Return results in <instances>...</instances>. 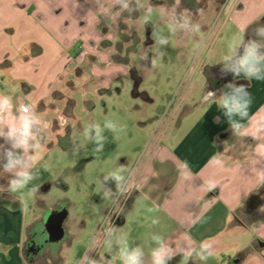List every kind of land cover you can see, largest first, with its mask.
<instances>
[{"label":"crops","instance_id":"0c3cea01","mask_svg":"<svg viewBox=\"0 0 264 264\" xmlns=\"http://www.w3.org/2000/svg\"><path fill=\"white\" fill-rule=\"evenodd\" d=\"M231 3L228 0L225 8ZM88 14L84 0H0V95H12L17 106H35L48 125L40 147H51L48 143L61 136L57 120L64 112L73 119L72 95L82 86L78 87L77 81L85 76L88 61L95 67L106 65L108 72L99 75L103 86L121 82L129 73L134 76L136 88L142 83L138 68L129 61L133 51L129 56L114 52L107 44L114 38L113 33L108 27L100 30V18L92 12ZM232 14L229 21L237 24V33L248 25L246 41L255 38L253 30L264 25V0H235ZM210 36L202 32L184 37L203 42ZM221 67L202 64L191 77L190 67L186 68L188 86L177 107L170 99L164 110L160 107L157 123L167 122L158 138L149 141L143 161L137 163L135 189L127 197L122 196L114 216L113 206L105 222L93 229L77 264L108 225L126 236L130 246L144 250L145 264H151L150 253L156 246L151 240L154 233L164 236L173 246L182 237H191L194 249L204 240L216 241L214 257L202 261L193 256L188 264H264V184L259 182L257 171L264 169V137L256 141L250 136L234 135L216 100L204 103L203 94L199 97L195 93L198 87L202 92L206 86L205 92L215 91L219 96L224 85L234 79L232 74L222 75ZM236 83L247 85L251 94L249 115L264 116V80L247 81L241 77ZM134 98H142L149 105L156 102L146 92ZM183 106L186 108L182 111ZM177 116L181 120L173 127ZM218 153L222 166L210 163ZM181 172L190 178L185 179ZM209 179L217 183L213 191L208 190ZM7 182V175L0 177V264H54V259L41 263L44 252H39L38 244L43 243V237H49L47 213L66 210L65 207L52 209L44 205L38 197L47 191L44 188L34 197V204L42 207L40 213H34L27 192V211H22L19 201L8 193ZM255 195L261 198L262 205L248 211L246 204ZM149 208L153 211L149 212ZM240 211L255 219L245 222L237 216ZM153 218H158L159 223L153 225ZM65 221L63 238L67 235ZM75 238L72 236L71 241ZM49 243L57 246L56 242ZM75 244L71 243V247ZM180 251L174 249L175 257L169 264H183ZM108 253L109 249L101 245L89 254L96 259L99 254L105 255L111 264H122L118 247ZM56 260L65 264L61 255Z\"/></svg>","mask_w":264,"mask_h":264},{"label":"rangeland","instance_id":"374dc122","mask_svg":"<svg viewBox=\"0 0 264 264\" xmlns=\"http://www.w3.org/2000/svg\"><path fill=\"white\" fill-rule=\"evenodd\" d=\"M84 1L87 3V12L91 11L100 18L102 23L100 30L108 27L113 33L114 38L107 41V44L112 45L113 51L128 56L133 51L129 61L138 68L142 83L136 88L134 76L129 73L121 78V82H112L108 86H103L104 80L99 78V75L108 72L106 65L95 67L88 61L84 66L86 74L77 81L78 87L79 84L82 86L72 95L75 100L73 119L64 112L67 117V126L57 120V128L60 129L61 136L55 138L53 143H48L52 145L51 147L45 145L38 149L42 158L36 164L39 178L33 181V184L38 185L39 190L42 191L48 188L47 191L40 192L38 197L44 205L52 209L65 207L68 212L65 221L67 235L61 241L56 242L57 246L50 245L49 242L52 240L49 237L42 238L45 246L41 263L54 259V264H58L56 259L61 255L65 259V264H77L82 246H85L92 237L93 229L98 223L105 222L107 213L114 206L111 200L102 198L103 177L120 166L125 167V175L128 170L134 171L136 175L137 163L143 161L148 151L149 141L158 138L167 122L165 120L164 123H157L160 107L164 110L169 99L177 107L183 97L188 86L186 68L190 67L189 76L191 77L202 64L210 67L218 65L228 51L233 37L238 34L242 35L236 31L237 24L229 21L233 17L235 0H230L232 3L227 9L225 5L228 0H194L195 5H190L191 0H188L187 4L190 5H187L188 7L181 0L178 11L187 9L193 21L201 25V33L211 34V36L203 42L187 41L188 39L184 36H170V44L162 49L165 52L163 59L159 56L154 57L156 66L152 67L149 63L151 64L153 53L149 52L147 61L139 60L136 54L139 49L143 48L151 51L150 48L154 44L152 39L154 25L163 28L160 23V8L154 11L152 22L143 27L136 21L140 16L138 11L131 15L124 12L113 23L100 14L104 9L98 10L99 6L95 0ZM150 2L154 7H171L175 0H150ZM103 3L109 5L111 0H103ZM190 7L192 8L189 9ZM251 7L253 9L255 6ZM198 9H202V12L198 13ZM87 18L88 21L91 20L88 16ZM165 34H167L166 30ZM216 34H218L217 38ZM244 38L246 40V37ZM122 57L126 58V56ZM117 59L120 60V57ZM205 87L202 92L198 87L195 92L196 96L201 97L205 92ZM144 92L156 101L155 105L147 104L142 98H134L137 93ZM69 104L73 105L72 102ZM184 108L186 107L183 106L182 111ZM105 117L126 125V131L120 133L119 138H115L112 132L106 130L104 134L107 140L104 149L102 152L95 153L92 150L95 145L84 138L83 128L88 121H98L103 124ZM180 120L181 117L177 116L173 127H177ZM159 126H161L160 129ZM73 141L82 148L78 155L72 153ZM111 145L114 149L108 152ZM107 187L115 192L114 181H108ZM5 198H10V196L6 195ZM121 199L122 196L117 205H120ZM29 200L30 203L33 202L30 205L34 213H40L41 205L34 204V197H30ZM117 205L111 210L112 216H114ZM237 216L247 223L255 219V217L246 216L243 211L238 212ZM74 235L77 238L71 241ZM73 242L76 244L72 248L71 243Z\"/></svg>","mask_w":264,"mask_h":264},{"label":"clouds","instance_id":"9594fccd","mask_svg":"<svg viewBox=\"0 0 264 264\" xmlns=\"http://www.w3.org/2000/svg\"><path fill=\"white\" fill-rule=\"evenodd\" d=\"M99 6L98 10H104L100 14L104 15L111 22H115L122 13L127 12L131 15L134 12H140L138 21L143 27L152 22L151 18L154 11L160 8V23L163 28L154 25L152 39L154 40L151 51L144 48L139 49L137 58L142 61L149 59V52L153 53L151 59L152 67L156 66L154 57L159 56L163 59L165 52L162 50L170 44V36H187L201 33V25L194 22L190 12L185 9L178 11L181 0H175L171 7H154L150 0H111L109 5H105L103 0H95ZM114 9H118L115 10ZM198 13L202 9L197 10ZM91 11L89 12V14ZM88 14V15H89ZM248 25L239 29L242 35H235L229 44L228 51L223 55L218 64L222 75L232 74L234 79L224 85L217 96L215 91L204 92L202 102L216 100L217 107L223 112L231 131L234 135L241 137H251L259 141L264 137V116L255 117L249 115V109L252 104L251 94L247 90V85L238 84L236 80L243 77L247 81L264 80V25H258L253 30V36L245 40V33ZM165 30L166 33L165 34ZM218 119V118H217ZM67 126V118L61 117ZM244 121L248 123L245 124ZM48 125L45 124L41 115L31 103H25L17 106L14 103L12 95H0V138L4 143L0 144V177L8 176L7 190L21 204V210L27 211V199L25 193L30 197H35L39 193L40 187L33 184V181L39 178V170L35 167L42 158L38 149L43 143L44 131ZM110 131L115 138L126 131V125L118 121L105 117L103 124L98 121H88L83 128V136L89 142L95 145L93 152L99 153L104 149L107 140L105 131ZM81 146L73 141L72 153L78 155ZM221 154L212 157L210 163L214 166H222L223 160ZM185 163L184 168H187ZM120 166L113 171L108 172L101 182V193L104 200H111L113 205L119 204L121 196L127 197L135 189V173ZM258 178L261 184H264V169L257 170ZM185 179L190 177L181 172ZM108 181H114L115 192L107 187ZM217 188L214 179L208 180V190L213 191ZM153 211L152 208L148 209ZM151 223H159L158 218H153ZM152 242L156 245L151 250V264H169V261L175 257L174 249H180L183 264L193 258L199 257L202 261L216 255V241L207 239L200 242L198 249L193 248L191 237L185 236L176 241L173 246L164 236L152 234ZM101 245L109 249V255L112 248L118 247L119 258L122 264H145V253L140 246L132 247L129 245L126 236L118 233L114 225L105 226L99 233L98 238L89 246L87 252L81 257L79 264H111V260L105 255L99 258H93L89 253L97 250Z\"/></svg>","mask_w":264,"mask_h":264},{"label":"water","instance_id":"95a60500","mask_svg":"<svg viewBox=\"0 0 264 264\" xmlns=\"http://www.w3.org/2000/svg\"><path fill=\"white\" fill-rule=\"evenodd\" d=\"M262 205V200L259 196H252L246 204L248 211H255ZM67 217V211H50L47 213L45 218L47 232L49 234V239L52 242L60 241L64 236L63 223ZM264 246V242L261 243Z\"/></svg>","mask_w":264,"mask_h":264},{"label":"trees","instance_id":"16d2710c","mask_svg":"<svg viewBox=\"0 0 264 264\" xmlns=\"http://www.w3.org/2000/svg\"><path fill=\"white\" fill-rule=\"evenodd\" d=\"M182 1H183V4L186 5V7H188V6H187V5H189V4H187V1H188V0H182ZM193 4L195 5V2H194V0H191L190 5H193ZM190 5H189V6H190ZM191 8H192V7H190L189 9H191ZM113 149H114V146L111 145V147H110V149H109L108 152H110V150H113ZM105 156H106V154H105Z\"/></svg>","mask_w":264,"mask_h":264},{"label":"flooded vegetation","instance_id":"af4514ba","mask_svg":"<svg viewBox=\"0 0 264 264\" xmlns=\"http://www.w3.org/2000/svg\"><path fill=\"white\" fill-rule=\"evenodd\" d=\"M44 246H45V243L44 242L43 243L41 242V244H38V250H39V252H44Z\"/></svg>","mask_w":264,"mask_h":264},{"label":"built area","instance_id":"2783aa9c","mask_svg":"<svg viewBox=\"0 0 264 264\" xmlns=\"http://www.w3.org/2000/svg\"><path fill=\"white\" fill-rule=\"evenodd\" d=\"M61 117H63V116H60L58 119V121L61 123V124H65V122L63 121V120H61Z\"/></svg>","mask_w":264,"mask_h":264}]
</instances>
